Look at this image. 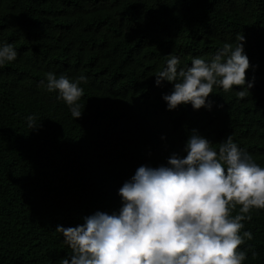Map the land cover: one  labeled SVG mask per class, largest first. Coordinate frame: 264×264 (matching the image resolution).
I'll return each instance as SVG.
<instances>
[{
  "label": "trees",
  "instance_id": "16d2710c",
  "mask_svg": "<svg viewBox=\"0 0 264 264\" xmlns=\"http://www.w3.org/2000/svg\"><path fill=\"white\" fill-rule=\"evenodd\" d=\"M238 34L249 94L214 86L210 109L167 110L154 75L168 54L190 66ZM0 42L17 51L0 67V264H60L71 249L56 227L118 212L122 183L183 157L192 130L214 149L231 135L264 167V0H0ZM48 72L87 77L79 118L40 84ZM248 215L242 264H264V209Z\"/></svg>",
  "mask_w": 264,
  "mask_h": 264
},
{
  "label": "clouds",
  "instance_id": "9594fccd",
  "mask_svg": "<svg viewBox=\"0 0 264 264\" xmlns=\"http://www.w3.org/2000/svg\"><path fill=\"white\" fill-rule=\"evenodd\" d=\"M243 36L223 46L209 58L192 57L180 66L179 57L168 54L165 66L155 75V85H171L162 95L167 110L190 104L193 110L210 109L207 99L214 86L249 94L245 82L249 68ZM17 58L12 43L0 42V67ZM41 80L48 92L79 118L83 107V74L70 78L53 72ZM36 128L35 117H26ZM183 157L172 153L156 167L140 165L118 189L121 206L111 214L96 211L75 227L55 229L71 249L60 264H242L245 250L238 248L252 234L243 231L250 210L264 209V167L228 135L218 149L195 130L185 141ZM239 205L236 215L232 209ZM255 256V252H252Z\"/></svg>",
  "mask_w": 264,
  "mask_h": 264
}]
</instances>
